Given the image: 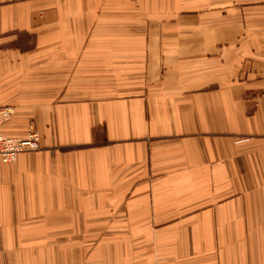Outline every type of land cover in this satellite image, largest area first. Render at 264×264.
<instances>
[{
    "label": "crops",
    "instance_id": "crops-1",
    "mask_svg": "<svg viewBox=\"0 0 264 264\" xmlns=\"http://www.w3.org/2000/svg\"><path fill=\"white\" fill-rule=\"evenodd\" d=\"M0 264H264V0H0Z\"/></svg>",
    "mask_w": 264,
    "mask_h": 264
},
{
    "label": "built area",
    "instance_id": "built-area-1",
    "mask_svg": "<svg viewBox=\"0 0 264 264\" xmlns=\"http://www.w3.org/2000/svg\"><path fill=\"white\" fill-rule=\"evenodd\" d=\"M14 109L10 107L0 108V125L13 116ZM40 136L33 125L28 128L26 138H10L0 133V167L12 164L17 156L26 152H34L40 149Z\"/></svg>",
    "mask_w": 264,
    "mask_h": 264
},
{
    "label": "rangeland",
    "instance_id": "rangeland-1",
    "mask_svg": "<svg viewBox=\"0 0 264 264\" xmlns=\"http://www.w3.org/2000/svg\"><path fill=\"white\" fill-rule=\"evenodd\" d=\"M30 126V125H29ZM34 127V126H33ZM35 129V128H34Z\"/></svg>",
    "mask_w": 264,
    "mask_h": 264
}]
</instances>
